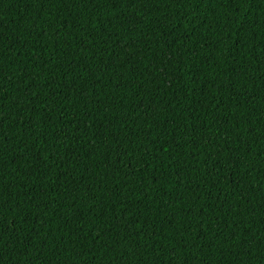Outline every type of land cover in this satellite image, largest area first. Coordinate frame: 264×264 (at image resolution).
I'll use <instances>...</instances> for the list:
<instances>
[{"label":"trees","instance_id":"16d2710c","mask_svg":"<svg viewBox=\"0 0 264 264\" xmlns=\"http://www.w3.org/2000/svg\"><path fill=\"white\" fill-rule=\"evenodd\" d=\"M0 264H264V0H0Z\"/></svg>","mask_w":264,"mask_h":264}]
</instances>
